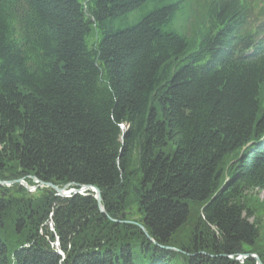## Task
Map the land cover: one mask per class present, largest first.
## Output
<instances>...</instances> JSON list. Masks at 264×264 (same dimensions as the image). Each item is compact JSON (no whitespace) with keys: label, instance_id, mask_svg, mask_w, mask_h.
<instances>
[{"label":"trees","instance_id":"obj_1","mask_svg":"<svg viewBox=\"0 0 264 264\" xmlns=\"http://www.w3.org/2000/svg\"><path fill=\"white\" fill-rule=\"evenodd\" d=\"M30 176L88 188L0 186V264H264V0H0V180Z\"/></svg>","mask_w":264,"mask_h":264},{"label":"rangeland","instance_id":"obj_2","mask_svg":"<svg viewBox=\"0 0 264 264\" xmlns=\"http://www.w3.org/2000/svg\"><path fill=\"white\" fill-rule=\"evenodd\" d=\"M20 183H22V185H24L23 182H20ZM38 186L37 187L30 186L28 189V193L35 194L37 188L47 187V186L42 185V184H39ZM253 194L254 195L248 199L249 204L251 206H253V208H255V210H256V214L260 220V229H261V232L264 236V190H254ZM191 229H192L191 224L186 223L183 227H181V230L175 234L176 239L177 240H184L186 242L187 238H188L189 231ZM263 242H264V239H263ZM9 249L10 250L13 249L11 244H9ZM243 259H244V256L242 257V260L240 258V259H238V261L242 262Z\"/></svg>","mask_w":264,"mask_h":264},{"label":"water","instance_id":"obj_3","mask_svg":"<svg viewBox=\"0 0 264 264\" xmlns=\"http://www.w3.org/2000/svg\"><path fill=\"white\" fill-rule=\"evenodd\" d=\"M15 182H19V180L18 179L17 180H12V181H1L0 180V185L6 184V183L11 184V183H15ZM46 184L49 187H51L53 190H55L60 195H62V194L65 193L64 190H65V188L67 186V185H64L63 187H58V186H56V185H54V184H52L50 182L49 183H46ZM83 187L84 188H88V186H83ZM90 188H91V190L94 193V197H95V199L97 201L99 210L104 213V207H103V205L101 204V201H100L101 200V197H100L99 189L97 187H95V186H91ZM139 227L143 230V232L147 236V232L144 230L143 226L142 225H139ZM169 248H172V247H169ZM245 256H249V257L253 258V260H255L257 264H262L261 261L259 260V257L256 254H247Z\"/></svg>","mask_w":264,"mask_h":264},{"label":"bare ground","instance_id":"obj_4","mask_svg":"<svg viewBox=\"0 0 264 264\" xmlns=\"http://www.w3.org/2000/svg\"><path fill=\"white\" fill-rule=\"evenodd\" d=\"M45 223H46V226H47L49 229H52V225L50 224L49 219H48Z\"/></svg>","mask_w":264,"mask_h":264}]
</instances>
